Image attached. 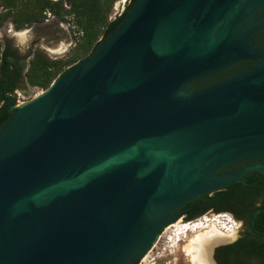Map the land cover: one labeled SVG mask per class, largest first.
I'll use <instances>...</instances> for the list:
<instances>
[{"label": "water", "instance_id": "95a60500", "mask_svg": "<svg viewBox=\"0 0 264 264\" xmlns=\"http://www.w3.org/2000/svg\"><path fill=\"white\" fill-rule=\"evenodd\" d=\"M264 0H137L0 131V264H131L173 212L264 163ZM240 60L258 64L200 89ZM250 215L253 232L256 216ZM217 243L210 248L214 264Z\"/></svg>", "mask_w": 264, "mask_h": 264}, {"label": "trees", "instance_id": "16d2710c", "mask_svg": "<svg viewBox=\"0 0 264 264\" xmlns=\"http://www.w3.org/2000/svg\"><path fill=\"white\" fill-rule=\"evenodd\" d=\"M117 1L0 0V27L5 22H10L15 29L21 30L36 24L45 23L47 18L46 11L50 10L59 21L66 20L67 16L73 17L79 30L83 31L81 35L76 37V44L65 55L53 58L46 49L38 46L30 54L27 63L23 61L24 57L18 54L17 49L0 42V90L1 87L6 88L8 86H11V89H23L22 81H25L33 89H47L68 67L93 54L99 45L106 41L120 26L137 2V0H131L120 15L111 18ZM243 63L245 64L246 61L236 62L215 75L206 76L205 79H212L213 81L208 86L223 80L219 78L221 75H225L224 77L228 78L239 74V67ZM248 63L250 65L256 64L252 61H248ZM242 71L244 70L242 69ZM199 81L194 80L188 87L193 90L200 89ZM12 115L13 113L7 103L0 106V131L11 119ZM225 167L219 172H226ZM259 205H264V173L259 169H254L239 181L231 183L222 189L198 196L183 204L181 206L182 210L177 213L176 218L182 217L186 221H193L206 213L228 211L238 219L242 218L245 221H249L251 212ZM254 225L256 229L264 230V211L256 216ZM246 239L247 237H244L231 244L233 255L230 256V261L227 262L226 258L223 257L220 259L221 262L223 264H264L262 262L264 257L261 254H259L257 263L250 261L249 257H246L247 246L245 244L248 243V241H245ZM251 242L252 249L262 246L261 241L255 238ZM239 245L242 248L233 249V247ZM134 264H139V262Z\"/></svg>", "mask_w": 264, "mask_h": 264}, {"label": "rangeland", "instance_id": "374dc122", "mask_svg": "<svg viewBox=\"0 0 264 264\" xmlns=\"http://www.w3.org/2000/svg\"><path fill=\"white\" fill-rule=\"evenodd\" d=\"M118 1L114 6L111 16L114 15L117 9H120ZM66 18V20L59 21L54 14V16L49 21L45 20V23L36 24L21 30L15 29L13 24H11L10 22H5L3 26L0 27V42L6 43L12 48L17 49L18 54L24 57L23 61H25L26 63L29 61L30 54L38 46L46 49L49 55L53 58L63 56L70 50L73 45L76 44V37L79 36H76L75 34L77 30L79 31L78 26L77 28H73L72 26H70L75 23L73 17L67 16ZM58 39H61L66 42V48L64 49L65 51H58L57 49L54 53V51H50L48 48L51 47L54 43H56V40ZM26 91L27 94H31L32 98H34L36 94H40L44 91V89H26ZM206 214L208 217L212 218L215 216L221 221L228 222L230 226H233V229H235L234 231H236L237 228L240 226V222L233 216H231L230 213L218 215L213 212H210ZM203 216L191 222H211L206 221L205 217ZM188 222L189 221H186L184 218L181 217L177 219L174 223H177V225H184V223ZM170 225L162 229L161 233L158 235L151 248L147 250L146 253L140 259L139 264H194L193 261H191V257L184 250V246L185 244L190 242L191 238L196 237L197 235L190 233L186 241H181L179 244L176 242L174 244V241L169 242V238L171 236L173 237L172 232L178 226H176L175 228H171L169 227ZM212 227H210V229ZM210 229L206 228L200 230L199 232L205 234ZM199 232L198 235H200Z\"/></svg>", "mask_w": 264, "mask_h": 264}, {"label": "flooded vegetation", "instance_id": "af4514ba", "mask_svg": "<svg viewBox=\"0 0 264 264\" xmlns=\"http://www.w3.org/2000/svg\"><path fill=\"white\" fill-rule=\"evenodd\" d=\"M256 15L260 16V17H264V7L261 10H259L256 13ZM254 43H255V45L257 47H260V48H262L264 50V23L259 28V30L256 32V34L254 35ZM241 61H246V63L245 64L243 63L239 67L238 72H241L242 69L246 70V69L254 67V66H256L258 64V62L254 61V60H240V61H237V62H241ZM248 61H252V62H254L256 64L255 65H250L248 63ZM242 67H244V68H242ZM223 70H221V71H223ZM221 71H219V72H221ZM219 72H217V73H219ZM217 73H215V74H217ZM215 74H212V75H215ZM212 75H208V76H212ZM224 76L225 75H223V76L221 75L219 78L220 79H225L226 77H224ZM205 78L206 77H202L200 79H197V80H200L199 81V87L200 88L208 86L210 83H213L212 79L207 80ZM10 87L11 86H8L6 88L1 87V90H0V99H1L0 106L2 104L7 103L9 108H10V111H11L12 108H15V107L20 105V100L18 99L17 92H16L18 90V88L17 89H11ZM258 162L264 163V153L259 155V156H256V157L239 159V160H237L235 162L230 163L225 168L227 170L226 172L237 171V170H240L241 168H243L245 166H249V165H252V164L258 163ZM181 210L182 209L180 207L179 209H177L176 211L173 212V215L177 214ZM213 213H215V212H213ZM224 213H230L231 216H233L235 219H237L240 222V226L237 228L236 231H234L232 233H226V232L223 233L221 231V238H220L219 241H217L218 244L215 247V251H214V258H215L217 264H223L221 262V260H220L223 257L226 258L227 262H229L230 261V259H229L230 256L233 255V252L231 251L230 245L236 243L239 239L244 238V237L245 238L247 237V239L245 241H248V243L245 244V246H247L245 255H246L247 258L249 257L248 259L250 261L257 263L259 254H261L264 257V234L258 235V234H255L253 232V230L251 228V224H250V216H249V221H245L242 218L241 219L236 218L231 212H228V211H223V212H219V213H215V214H224ZM217 220H219V219H217ZM253 238H255L257 240H260L261 243H262V246L261 247H256L255 249H252L253 247H252V244H251L252 243L251 240ZM235 248H239L240 249L242 247H241V245H239L237 247H233V249H235ZM251 251H254V252H251ZM255 256H257V257H255ZM135 262H139L140 263V260L134 261L131 264H134ZM262 262L264 263V260Z\"/></svg>", "mask_w": 264, "mask_h": 264}, {"label": "bare ground", "instance_id": "6f19581e", "mask_svg": "<svg viewBox=\"0 0 264 264\" xmlns=\"http://www.w3.org/2000/svg\"><path fill=\"white\" fill-rule=\"evenodd\" d=\"M205 220L211 222H191L184 225L180 224L181 226L174 223L169 226L171 228L178 226L172 232L173 237L171 236L169 238V242L174 241V244L176 242L179 244L181 241H186L190 233L197 235L196 237L191 238L190 242L184 246V250L191 257V261H193L194 264H214L210 256V248L214 245V243L220 240L221 231L223 233H230L235 230L228 222L217 220V217H205ZM210 227L212 228L210 229ZM206 228H209L210 230H208L205 234L199 232L200 230ZM198 232L200 235H198Z\"/></svg>", "mask_w": 264, "mask_h": 264}, {"label": "built area", "instance_id": "2783aa9c", "mask_svg": "<svg viewBox=\"0 0 264 264\" xmlns=\"http://www.w3.org/2000/svg\"><path fill=\"white\" fill-rule=\"evenodd\" d=\"M131 0H119L118 1V5H120V9H117V11L114 13V15L113 16H111V18H114V17H116L117 15H120L123 11H124V9H125V7H126V5L130 2ZM46 14H47V18H46V21H49L53 16H54V14H53V12L52 11H50V10H48V11H46ZM70 24V23H69ZM70 26H72L73 28H77V25L74 23V24H72V25H70ZM83 33V31H76V36H78V35H81ZM76 43V42H75ZM17 92V97H18V99L20 100V105H22L23 103H25V102H27V101H29V100H31L32 99V95L31 94H26L25 92H23V91H21V90H17L16 91ZM38 94H36V96H37ZM218 215H221V214H218ZM203 217H208L207 216V214H205ZM212 218H216L215 216L214 217H212ZM182 220V219H181ZM188 223H191V221H189ZM184 224H186V223H184Z\"/></svg>", "mask_w": 264, "mask_h": 264}, {"label": "crops", "instance_id": "0c3cea01", "mask_svg": "<svg viewBox=\"0 0 264 264\" xmlns=\"http://www.w3.org/2000/svg\"><path fill=\"white\" fill-rule=\"evenodd\" d=\"M66 48V42H64L63 40H61V39H58V40H56V43H54L51 47H49L48 49L50 50V51H54V53L56 52V50L58 49V51L59 50H64ZM65 51V50H64ZM21 85H22V87H23V89L22 88H18V90H21V91H23V92H27L26 91V89H33V88H31V87H29L28 85H27V83L24 81H22L21 82ZM27 94V93H26Z\"/></svg>", "mask_w": 264, "mask_h": 264}]
</instances>
